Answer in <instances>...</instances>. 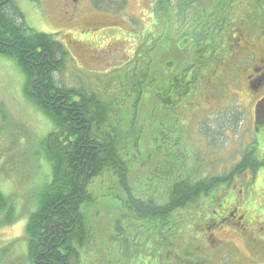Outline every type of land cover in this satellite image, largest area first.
Here are the masks:
<instances>
[{
  "label": "rangeland",
  "instance_id": "obj_1",
  "mask_svg": "<svg viewBox=\"0 0 264 264\" xmlns=\"http://www.w3.org/2000/svg\"><path fill=\"white\" fill-rule=\"evenodd\" d=\"M154 1L78 0L74 4L72 0H36L34 3L13 0L12 5L23 13L26 25L32 30L43 34L57 33L55 40L60 41L67 55L63 66L54 75L55 84L78 92H93L97 99L104 102L107 119H114L116 126L119 125L118 143L127 160L128 185L136 196L144 200L154 198L158 203L163 201V184L168 170L164 163L167 158L172 160L170 155L163 153V131L168 134L166 146L169 147L175 139L174 128L185 126L187 139L182 144L185 151L182 154L186 155V164L182 166L188 172L197 166L199 175L226 174L246 156L247 150L254 149L252 145L256 139L263 145L264 125L258 130L255 118L259 119L256 110L263 94L256 95L260 88L247 87L245 78L258 61L264 59V28L256 24L246 30L239 41L228 40L230 48L220 45L218 53L221 61L219 64L216 61L211 63L220 94L213 89L207 97L197 94L184 109L177 105L172 113L173 110L158 107L160 111L157 112L155 107L161 104L159 95L147 89L148 97L141 99L138 98V90L141 86H148L150 80H158L159 85L164 83L169 88L171 78L180 70L183 73L190 58L181 52L175 60L179 64L173 63L169 70H163L159 53H151L150 61L138 57L140 48L136 39L147 29L150 30V7ZM237 3L242 10L241 5L245 7L247 2L238 0ZM208 5L212 6L211 3ZM239 11H234V15ZM248 12L251 15L246 14L244 19L255 17L256 14ZM234 15L231 18L238 21ZM147 40L152 42L150 35ZM139 41L140 45L142 40ZM143 52L141 56H147ZM222 56L229 58L230 64L223 62ZM132 57L143 67L151 63L146 66L145 74L143 67L133 77L119 70L126 62L130 63ZM175 65L178 66L173 73ZM218 66H222L221 69ZM159 85L156 83L155 88ZM24 87L25 79L16 62L0 56V192L10 197L16 207L19 206L14 211L17 214L14 222L8 226L0 225L3 264L25 261L21 256L26 251L24 217L32 210L33 193L42 189L45 175L50 180L51 172L45 147L53 122L29 100ZM162 122H166L165 128L160 125ZM94 124L98 133L105 132V124ZM262 145L254 151L260 154L258 149ZM177 148L174 147L173 151ZM260 158L259 177L252 184L249 181L246 184L248 178L244 175L235 180L227 193L221 189L222 195L218 198L220 202L229 192L221 204L228 214L229 197L236 202L240 189L245 195V186L251 188L250 200L241 203L240 207L242 211L245 207L247 212L254 209L249 217L253 216L257 223L251 221V228L248 226L245 230L242 217L240 225L232 220L219 227L205 224L198 229L205 222V216L195 213V220L192 223L185 221L179 230L182 236L172 235L171 245L168 244L166 250L171 253L169 262L264 264V151ZM31 190L33 193H30ZM119 191L115 190L108 174L95 178L89 185L87 192L94 202L84 210L90 235L71 264H133L129 257L136 254L139 244L144 243L148 234L145 228L140 227L144 223L135 222L132 212L126 211L122 200L116 199L117 194L123 197ZM222 209L217 208V211ZM211 214L208 211L207 216ZM173 216L177 220L180 217L177 214ZM244 223L247 224V220ZM191 240L194 241L189 245ZM195 241L198 242L195 244ZM184 249L187 251L183 252Z\"/></svg>",
  "mask_w": 264,
  "mask_h": 264
},
{
  "label": "trees",
  "instance_id": "obj_2",
  "mask_svg": "<svg viewBox=\"0 0 264 264\" xmlns=\"http://www.w3.org/2000/svg\"><path fill=\"white\" fill-rule=\"evenodd\" d=\"M12 1L0 0V56L12 58L16 62L25 79L24 89L27 97L53 122V129L51 134H47L48 144L45 147V154L50 158V180L45 175L46 182L43 183L42 189L37 193L30 191L33 193V203L32 210L24 217L26 223L23 239L26 251L21 253L25 261L20 264H71L90 235L88 217L84 209L94 200L87 192L88 187L95 178L103 174H108L115 190L118 189L123 194L122 198L117 194L116 199L122 200L124 209L132 212L135 222L144 223L140 227L145 228L148 234L144 243L139 244L138 253L129 257L131 263L173 264L169 262L171 253L166 251L172 235L182 236L179 230L184 222L192 223L195 213L198 212L205 216V222L198 229H202L205 224L218 227L216 219L221 221L224 217L226 210L221 208V204L229 194L228 192L223 197L225 199L221 200L222 202H218L222 195L221 189L227 193L235 180L244 175L248 178L246 184H252L253 180L259 177L258 171L262 163L259 161H262L260 157L264 151V142L262 145L256 139L252 147L256 149L262 145V148L258 149L260 154L254 149L247 150L246 156L228 173L216 176L209 173L199 175L197 166L189 172L184 171L186 168L182 166L186 164V155L182 154L185 153L182 145L186 138L185 126L174 128L175 139L169 147L166 146L168 134L163 131V153L172 158H167L164 163L168 170L163 184V201L157 203L154 198L144 200L141 196H136L127 183V160L120 152L122 147L118 143L119 125L116 126L114 119H107L104 102L97 99L93 92H78L55 84L54 75L63 66L67 52L60 41L55 40L57 33L43 34L29 28L23 13L12 5ZM29 1L34 3L36 0ZM237 1L155 0L150 7V30L147 29L136 39V45L140 48L138 57L150 61L151 53H159L163 70H169L173 63L179 64L175 60L181 52L188 54L190 59L183 73L181 70L176 72L170 84L167 82L169 88H166L164 83L159 85L158 80H150L148 86L140 87L138 98H147V89L154 91L159 95L161 104L153 107L156 110L163 107L164 110H173L174 113L177 105L184 109L189 106V100L194 99L197 94L207 97L213 89L220 94L211 65L214 61L218 64L221 61V55L218 53L220 45L230 48L231 39L239 41L246 30L256 24L264 28V0H246V6L241 5L242 10L237 7ZM234 11L239 13L234 15ZM248 11L258 16L246 20V14L251 15ZM233 15L238 21H233ZM149 35L152 42L149 41L150 38L147 40ZM139 40H142L140 45L137 43ZM142 52L147 56L142 57ZM222 57L223 62L230 64L229 58ZM130 61L119 70L126 76L133 77L143 65L133 57ZM149 64L151 65L150 62L144 65V74ZM177 66L172 70L173 73ZM221 67L218 66L220 69ZM156 83L159 87L155 88ZM189 109L188 107L187 110ZM95 122L101 126L105 124V132L98 133ZM165 124L166 122H162L160 125L165 128ZM262 125L264 119L259 118L256 128L259 130ZM171 147L178 148L173 151ZM245 188L249 189L246 186ZM228 200L231 203L230 197ZM17 207L10 197L0 192L1 226L11 225L15 221L13 219L17 214L14 211ZM217 208L222 210L218 212ZM208 211L212 214L207 216ZM175 214L180 216L178 220L173 216ZM192 241L194 240H191L189 245ZM135 242L133 245H137ZM197 242L195 241V244ZM3 251L4 249L0 251V257ZM4 262L1 257L0 264Z\"/></svg>",
  "mask_w": 264,
  "mask_h": 264
},
{
  "label": "flooded vegetation",
  "instance_id": "obj_3",
  "mask_svg": "<svg viewBox=\"0 0 264 264\" xmlns=\"http://www.w3.org/2000/svg\"><path fill=\"white\" fill-rule=\"evenodd\" d=\"M78 0H72V3H77ZM73 10H75V6L73 7ZM246 79V84H247V87L248 86H251L252 88H260V90L258 91V93L256 95H260V94H263L262 95V102H258V110H256V116H257V113H258V116L260 119H264V59H260L258 61V64L256 67L252 68L251 69V72L249 73V75L245 78ZM257 120L258 118L255 117ZM252 189L249 188L245 191V195L243 193V189L239 190L238 191V194H239V198H238V201L234 202L232 201V198H231V203L229 202V207H230V212L227 214V211L225 212L224 214V217L222 218V220L220 221L218 218L216 219L217 221V224L218 227L223 224V223H226V222H229V221H236L237 224L240 225V222L242 220V217H243V224H245V230L248 226H250L251 228V221L252 222H256V220L252 217H249L250 214L249 213H253L255 212L254 209H252L251 211L248 210V212L246 211L245 207L244 210L242 211V208L240 207L241 206V203H247L249 200H250V196H251V191ZM243 195V196H242ZM242 197V198H241ZM243 204V206H244ZM246 217V218H245ZM247 220V225L246 223H244V221ZM255 220V221H254ZM257 223V222H256Z\"/></svg>",
  "mask_w": 264,
  "mask_h": 264
}]
</instances>
